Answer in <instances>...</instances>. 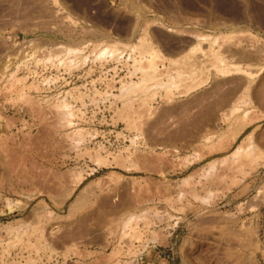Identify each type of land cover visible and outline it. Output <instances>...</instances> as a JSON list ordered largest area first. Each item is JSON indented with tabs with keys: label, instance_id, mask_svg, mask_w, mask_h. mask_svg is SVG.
I'll list each match as a JSON object with an SVG mask.
<instances>
[{
	"label": "rangeland",
	"instance_id": "obj_1",
	"mask_svg": "<svg viewBox=\"0 0 264 264\" xmlns=\"http://www.w3.org/2000/svg\"><path fill=\"white\" fill-rule=\"evenodd\" d=\"M0 264H264V0H0Z\"/></svg>",
	"mask_w": 264,
	"mask_h": 264
},
{
	"label": "bare ground",
	"instance_id": "obj_2",
	"mask_svg": "<svg viewBox=\"0 0 264 264\" xmlns=\"http://www.w3.org/2000/svg\"><path fill=\"white\" fill-rule=\"evenodd\" d=\"M199 43V42H198ZM200 43H202L201 41H200ZM200 43H199V46H198V48L200 47L201 49H202V53H204L205 55H211V56H213V57H215V59L216 60H218L219 61V63H217V66H219V69L222 71V73L224 72V73H229V72H231V71H234V70H241L242 68H241V66L239 67V66H237V65H234V64H236L237 62H235V63H232V62H230L229 60H227V56L228 57H230L231 55H225V52H222V51H220L219 49H216L215 47H214V45H213V43L212 42H210L209 44H208V47H203V46H201L200 45ZM118 47V46H117ZM117 47L116 48H114L113 47V45L112 46H106L103 50H102V53H110V54H114L116 51H117ZM196 47V46H195ZM151 49H149V48H147V49H149L150 50V54H149V58H148V65H147V68L146 69H144L143 71H144V78H153V77H155L156 75H157V72H158V68H157V65H156V63L154 62V57L156 56L155 54H156V50L154 49V47H150ZM192 48V47H191ZM197 48V49H198ZM146 49V50H147ZM142 53H143V51H142ZM159 53V52H158ZM233 53V52H232ZM231 53V54H232ZM203 54V55H204ZM235 54V53H234ZM155 55V56H154ZM243 56V55H242ZM209 59H211V58H209ZM208 59V60H209ZM235 59V58H234ZM236 60V59H235ZM238 60V59H237ZM202 61V60H201ZM203 62V61H202ZM238 62H241V61H238ZM245 68V67H244ZM246 69V68H245ZM248 70V69H247ZM246 70V71H247ZM250 71V70H249ZM235 107H238V105L237 106H235Z\"/></svg>",
	"mask_w": 264,
	"mask_h": 264
}]
</instances>
